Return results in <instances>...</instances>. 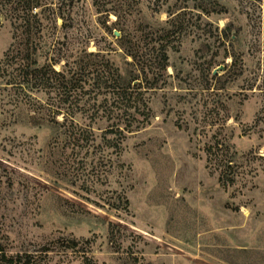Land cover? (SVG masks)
I'll use <instances>...</instances> for the list:
<instances>
[{"label":"rangeland","instance_id":"374dc122","mask_svg":"<svg viewBox=\"0 0 264 264\" xmlns=\"http://www.w3.org/2000/svg\"><path fill=\"white\" fill-rule=\"evenodd\" d=\"M27 2L0 0V66ZM49 3L71 14L39 39L44 81L0 77V254L29 264H264V0ZM98 4L122 8L115 29ZM108 29L126 33L134 65L109 51L120 34ZM106 62L109 81L93 84ZM77 64L86 65L72 73ZM216 140L234 160L230 185L207 152Z\"/></svg>","mask_w":264,"mask_h":264},{"label":"trees","instance_id":"16d2710c","mask_svg":"<svg viewBox=\"0 0 264 264\" xmlns=\"http://www.w3.org/2000/svg\"><path fill=\"white\" fill-rule=\"evenodd\" d=\"M26 7L21 11L23 12L21 16H24L22 18V26L15 28L17 29H23V33L25 36L24 40V45L22 44L21 48V33L19 36L16 37V32L13 34V43L9 46L7 49L3 61L0 66V77L3 76V73H7L9 71H14L18 72L17 74L15 73L16 76H20L22 78V83H20V80L18 79V82L14 81L13 79L7 80L5 85H13V86H22L21 84H25L28 86V84L36 85V84H41V81H44L42 77L39 74L40 69L38 70L35 66L37 64V60L35 57V53L39 48V39H41L44 29L49 26H54L55 27V21L58 18L60 20V27H64L66 25V22H68L71 14V10H66L62 6H59L57 8L53 7L51 3H49V0H27ZM129 1V0H128ZM129 5H127V10H129ZM95 10L96 13L101 14V16H104L106 21L108 16L111 14L114 16V23L111 24L113 25V28H116V25L118 21L121 19L120 13H122V8L121 7H110L107 8L105 7L104 4H98L95 5ZM18 20V19H17ZM170 21V20H169ZM107 30V29H106ZM117 30V29H116ZM119 31V30H117ZM111 37H113L112 31H107ZM38 34V38L36 43L34 40V36ZM120 37L115 39V42H110L108 45L110 46L109 51H117L120 50V54L126 58H130L131 61L130 63L127 61H124L126 65H134V54H133V46L131 45L130 41H126L128 38L126 33H123L119 31ZM32 39V40H30ZM230 39V38H229ZM117 48V50H116ZM152 53H154V61L157 62L158 70L160 71H165L166 68V56H165V50L162 45H158L155 47H151ZM85 52V50H84ZM99 52L97 53H87V57H98ZM264 55V51H263ZM38 57V56H37ZM49 64H46V68L57 77V83L60 85H66V74L61 72V71H54V69L51 67L53 65H56L57 62H51V60L46 61ZM264 62V60H263ZM51 64V65H50ZM50 65V66H49ZM86 65V64H85ZM84 65V66H85ZM84 66H79L78 64L75 66L73 65V72L72 73H77L78 70H84ZM95 67L98 68V70L94 71L96 74V78H94L93 84L97 83V80L103 76V84L106 85L107 82L109 81L107 75H109V72H107L108 64L106 62L105 68H101L99 71L100 64L95 65ZM71 69V68H70ZM69 69V70H70ZM140 71H144V67H140ZM10 72V73H11ZM10 75V74H9ZM8 75V76H9ZM73 75V74H72ZM100 75V78L97 76ZM4 77V76H3ZM214 77V76H213ZM145 80V79H144ZM140 84V83H138ZM128 83L122 87L121 91L126 92V89ZM147 85V82L145 83ZM149 86V85H148ZM140 86L137 85V88ZM136 88V87H135ZM136 88V89H137ZM150 88V87H148ZM153 88V87H152ZM120 101H126V97L124 96V93H122V96L120 98ZM222 143L219 141H214V143L210 146V148L207 151L210 153L211 156H213L212 162L213 164L219 169L220 176H219V182L222 185H230L232 183V178L227 177L228 171L231 169L234 164V160L232 159L231 156H226L222 154L223 152L221 149H218V146L220 147ZM215 151V152H214ZM220 152V155L218 154ZM207 153V154H208ZM2 251V250H0ZM1 263L0 264H29V261L27 260L29 257H20L18 254L15 255H7L5 256L4 252H1Z\"/></svg>","mask_w":264,"mask_h":264},{"label":"water","instance_id":"95a60500","mask_svg":"<svg viewBox=\"0 0 264 264\" xmlns=\"http://www.w3.org/2000/svg\"><path fill=\"white\" fill-rule=\"evenodd\" d=\"M113 35H114L115 37H118V36H119V33L116 32V31H113ZM223 69H224V67H223L222 65H221V66H218V67L215 68V69H213L212 72H211L212 76H214V75L217 74V73H220L221 71H223Z\"/></svg>","mask_w":264,"mask_h":264}]
</instances>
